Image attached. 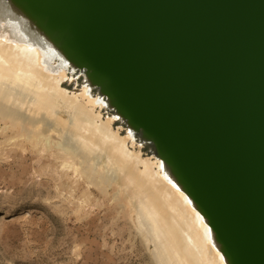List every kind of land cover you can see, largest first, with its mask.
I'll list each match as a JSON object with an SVG mask.
<instances>
[{"label": "water", "instance_id": "water-1", "mask_svg": "<svg viewBox=\"0 0 264 264\" xmlns=\"http://www.w3.org/2000/svg\"><path fill=\"white\" fill-rule=\"evenodd\" d=\"M39 1L264 264V0Z\"/></svg>", "mask_w": 264, "mask_h": 264}, {"label": "bare ground", "instance_id": "bare-ground-1", "mask_svg": "<svg viewBox=\"0 0 264 264\" xmlns=\"http://www.w3.org/2000/svg\"><path fill=\"white\" fill-rule=\"evenodd\" d=\"M80 73L79 87L61 86ZM101 78L39 0H0V102L26 109L33 117L49 113L90 153L104 151L111 166L133 185L140 225L159 264H243L221 217L188 174L156 152L141 156L140 147L151 135L139 128V114ZM100 82L102 91H94ZM105 108L113 113L103 119ZM129 113L120 134L111 124Z\"/></svg>", "mask_w": 264, "mask_h": 264}, {"label": "rangeland", "instance_id": "rangeland-1", "mask_svg": "<svg viewBox=\"0 0 264 264\" xmlns=\"http://www.w3.org/2000/svg\"><path fill=\"white\" fill-rule=\"evenodd\" d=\"M25 110L0 102V264H159L124 172L49 113ZM111 125L125 133L124 119Z\"/></svg>", "mask_w": 264, "mask_h": 264}]
</instances>
